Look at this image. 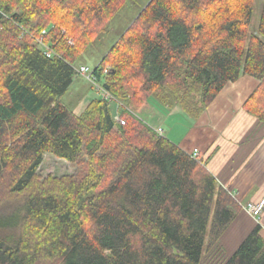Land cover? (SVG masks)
<instances>
[{
  "label": "trees",
  "instance_id": "1",
  "mask_svg": "<svg viewBox=\"0 0 264 264\" xmlns=\"http://www.w3.org/2000/svg\"><path fill=\"white\" fill-rule=\"evenodd\" d=\"M139 1L0 0V264H204L219 250V264H264L260 224L222 251L243 207L137 114L199 119L246 75L260 84L244 110L264 124V3L253 31L255 0H148L94 69L125 124L101 98L80 115L62 102L79 57ZM48 153L76 172L41 179Z\"/></svg>",
  "mask_w": 264,
  "mask_h": 264
},
{
  "label": "crops",
  "instance_id": "2",
  "mask_svg": "<svg viewBox=\"0 0 264 264\" xmlns=\"http://www.w3.org/2000/svg\"><path fill=\"white\" fill-rule=\"evenodd\" d=\"M259 84L255 78L242 75L222 90L199 119L191 118L177 106L157 103H147L138 113L150 127L162 130L188 154L198 149L207 169L243 207L242 215L230 229L234 230L233 237L229 230L224 238L229 254L259 224L244 207L264 198V124L244 110ZM260 222L264 237V212Z\"/></svg>",
  "mask_w": 264,
  "mask_h": 264
},
{
  "label": "rangeland",
  "instance_id": "3",
  "mask_svg": "<svg viewBox=\"0 0 264 264\" xmlns=\"http://www.w3.org/2000/svg\"><path fill=\"white\" fill-rule=\"evenodd\" d=\"M147 1L148 0H140L138 3L130 2L126 5H123L121 11L108 24L106 31L101 35L99 34L96 37L94 43L79 57L77 63L75 64V70H79L83 66L94 70L96 66L100 64L105 54L134 22L143 8H145ZM263 3L264 0H255L251 29L253 31H255L259 26ZM108 71L109 69H106L105 73H108ZM97 98L100 97L93 84L89 82L84 76L76 74L68 93L62 98V102L69 106V108L75 113L80 114L88 107V105H90L94 99ZM146 104L147 103H145L143 106ZM142 107L139 109L137 114L141 112ZM75 172L76 167L72 166L66 160L59 159L53 154L48 153L44 156V161L40 168L39 176L41 179H45L49 175L62 177L66 175H73ZM229 235L233 237V229L229 231ZM223 244L224 240L222 243V251L227 253L228 256L229 252ZM219 252L221 251L219 250ZM219 252H216V254L207 253L205 255L204 264H219L220 258L223 255V253L221 254Z\"/></svg>",
  "mask_w": 264,
  "mask_h": 264
},
{
  "label": "built area",
  "instance_id": "4",
  "mask_svg": "<svg viewBox=\"0 0 264 264\" xmlns=\"http://www.w3.org/2000/svg\"><path fill=\"white\" fill-rule=\"evenodd\" d=\"M45 34H46V31L43 32V35ZM37 42L44 49V52L47 55V57L53 56L52 51L49 49L48 46H46V44L43 43L41 39H38ZM76 73L84 76L89 82L93 84V86L96 89V92L99 94V97L102 100L108 102L109 105L113 108L114 121L117 122L118 124L124 125L125 122L123 121L120 115L122 105L119 102H117V100L112 95H110L109 93H107L101 88V85L98 82L96 75L94 74V70H91L89 67L83 66L79 70H76ZM156 131L159 135L161 136L164 135L162 130H156ZM189 155L198 161H202V155L198 149H195L193 152L189 153ZM244 209L249 215H251L254 219H256V221L261 225L260 221H261L262 214L264 212V198L257 204L255 203L248 204L247 206L244 207Z\"/></svg>",
  "mask_w": 264,
  "mask_h": 264
}]
</instances>
